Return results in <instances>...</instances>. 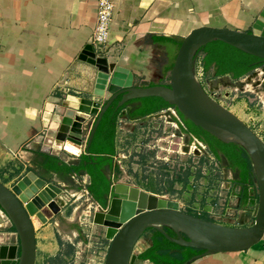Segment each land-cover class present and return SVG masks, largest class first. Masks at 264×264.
Instances as JSON below:
<instances>
[{
  "label": "crops",
  "instance_id": "crops-1",
  "mask_svg": "<svg viewBox=\"0 0 264 264\" xmlns=\"http://www.w3.org/2000/svg\"><path fill=\"white\" fill-rule=\"evenodd\" d=\"M263 9L264 0H115L107 52L93 51L96 57L107 55L108 62L128 70L133 85H161L169 80L179 43L192 30L209 26L250 32ZM96 16L97 0H0V182L11 188L33 170L47 183L62 189L53 205L44 207L41 218L31 219L35 264L46 260L47 264L53 260L63 263L69 254L62 250L65 244L75 247L70 255L73 264H103L109 244L104 233L93 243L89 237L76 240L77 229L71 224L77 209L68 216L63 209L69 196L79 189L89 195L88 175L64 174L49 167L55 164L49 159L52 157L60 164H77L86 154L85 147L69 142L61 150L44 146L47 133L55 132L61 123L66 110L63 104L68 103L66 96L104 103L103 98L92 93L96 68L78 59L82 49L91 43ZM254 71L259 76L255 86L264 92V65ZM140 107V101L130 103L118 121ZM95 118L89 116V126ZM118 128L112 166L105 168L113 185L121 172V161L116 159ZM87 134L88 131L83 143ZM65 145L70 152L64 150ZM77 151L79 155L74 154ZM248 190L246 200L241 198V187L234 193L237 204L225 213L229 222H216L239 228L249 226L256 198L254 187ZM150 236L145 233L139 240L144 248L138 255L149 247ZM13 246H18L17 235L0 210V247H5L7 253ZM18 253L17 248L15 257ZM5 261L0 260V264ZM192 264H264V235L246 251L208 255Z\"/></svg>",
  "mask_w": 264,
  "mask_h": 264
},
{
  "label": "water",
  "instance_id": "water-1",
  "mask_svg": "<svg viewBox=\"0 0 264 264\" xmlns=\"http://www.w3.org/2000/svg\"><path fill=\"white\" fill-rule=\"evenodd\" d=\"M215 41L264 61V9L256 17L250 32L209 26L192 30L179 43L169 80L161 85L149 87L133 85V77L128 70L114 62H108L106 58L96 57L92 46L86 45L78 59L96 68L97 73L92 79L94 82L92 93L103 98L104 103L66 96L65 100L68 103L63 104L66 110L61 123L55 132L47 133L44 146L61 150L64 143L69 142L76 147L84 146L85 153H88L102 116L114 101L117 100L118 109L122 106L127 108L132 103L130 101L148 97L161 98L175 107L182 117L195 127L207 132L221 143L237 145L244 151L256 185L257 198L253 223L247 227H232L193 216L178 210L177 207L145 210L134 207L138 200H131L134 205L129 211L121 212L114 218L106 217L108 221H105L104 213L94 215L93 222L102 227L105 238L109 241L103 264H145L148 260L138 258L139 255L133 256V251L148 230L157 231L178 246L202 251L183 264H192L208 255L246 251L263 238L264 141L236 115L215 101L204 90L195 72L198 52ZM89 116L96 117L91 126ZM87 131V140L83 143ZM64 150L69 151L66 145ZM74 154L79 155L80 152ZM115 187L118 186L111 183L110 192L113 196H110L109 192L107 202L111 201L104 208L105 213L112 208L115 201L125 200L130 191L156 195L134 187H124V190L119 188V191ZM61 193L60 187L47 183L33 170L28 171L11 188L0 182V210L9 219L18 238V246L10 247L7 253L5 247H0V260H6L1 264H35L36 241L31 219L41 218L40 214L44 207H51ZM165 229L170 230L174 236H170ZM17 248L19 253L15 257Z\"/></svg>",
  "mask_w": 264,
  "mask_h": 264
},
{
  "label": "rangeland",
  "instance_id": "rangeland-1",
  "mask_svg": "<svg viewBox=\"0 0 264 264\" xmlns=\"http://www.w3.org/2000/svg\"><path fill=\"white\" fill-rule=\"evenodd\" d=\"M200 61L201 56L198 55L195 72L204 90L253 128L264 141V92L255 86L257 77L259 78L256 71L237 80L228 75L216 80L210 71L207 75L203 74ZM170 110L136 119L137 121L126 117L118 121L116 129L120 128L117 130L116 159L121 161V172L119 181L115 183L118 187L115 188L119 191V188L124 190V187H134L161 196H151L157 198L151 209L177 207L180 211L206 220L216 222L225 219L229 222L225 213H229L232 205L237 204L233 195L239 192L238 171H229L222 155L217 159L206 145L184 133V126L175 110ZM253 187H256L255 182ZM79 190L69 196L63 209H66V216L77 209L71 224L77 229L75 239L90 238L89 242L93 243L103 233L105 236L101 226L93 222L94 215H116L110 210L105 213V209H101L82 189ZM130 192L127 194L129 197ZM146 195L148 194H135L132 200H138V204H129L150 210L139 204V200ZM109 201L111 200H108L107 206ZM160 203H165V207H161ZM252 223L253 218L248 225ZM71 247L65 244L62 248L63 252L69 253L63 263L53 260L48 264H73L74 262H70V255L74 254L75 247Z\"/></svg>",
  "mask_w": 264,
  "mask_h": 264
},
{
  "label": "trees",
  "instance_id": "trees-1",
  "mask_svg": "<svg viewBox=\"0 0 264 264\" xmlns=\"http://www.w3.org/2000/svg\"><path fill=\"white\" fill-rule=\"evenodd\" d=\"M198 55L201 56L200 64L203 71H210L214 77L229 75L233 80L243 78L264 65L263 60L219 41L207 44L200 49ZM135 101H140L141 107L133 113L127 114L126 118H144L148 115L167 110L168 108L174 109L186 133L206 145L210 153L217 159L222 155L227 161L228 168L238 170L239 179L237 180V184L241 187V198L243 200L248 198V194L250 193L248 188L254 186V177L250 162L240 147L234 144L221 143L207 132L195 127L184 119L175 107L170 106L161 98L148 97L130 102ZM116 103L117 100L114 101L103 114L94 133L89 152L81 155L77 164H60L53 157L49 158L55 163L49 167L55 171H60L64 174H78L81 172L87 174L89 176L87 192L103 209L107 206V196L110 192L111 185V181L106 175L105 168H111L112 166V156L115 153L114 143L116 127L119 114L125 109V106L116 109ZM255 198H257L256 195ZM165 230L170 236H174L170 230ZM147 233L151 234L150 244L149 247L139 255V258L148 260L152 264H183L190 257L202 252L201 250L181 247L171 243L157 231L148 230Z\"/></svg>",
  "mask_w": 264,
  "mask_h": 264
},
{
  "label": "built area",
  "instance_id": "built-area-1",
  "mask_svg": "<svg viewBox=\"0 0 264 264\" xmlns=\"http://www.w3.org/2000/svg\"><path fill=\"white\" fill-rule=\"evenodd\" d=\"M114 9H115V0H97L96 23L91 35V43H90L92 48L96 52L102 54H106L107 52L110 23L113 17ZM104 56L107 58V55ZM197 79L199 80L198 77ZM168 110H170V108H168ZM251 129L253 130V128ZM253 131L257 134L255 130Z\"/></svg>",
  "mask_w": 264,
  "mask_h": 264
},
{
  "label": "bare ground",
  "instance_id": "bare-ground-1",
  "mask_svg": "<svg viewBox=\"0 0 264 264\" xmlns=\"http://www.w3.org/2000/svg\"><path fill=\"white\" fill-rule=\"evenodd\" d=\"M130 193H131V196L130 197L127 196V198L125 200L119 201V202L115 201L114 202L115 204L112 205V208L110 209V211L113 212L115 215H118V216L121 214V212H125L126 213L127 211H129L130 208H131V204H133V203H131V200H132L133 196H135V194L139 195L140 192L139 193L138 192H130ZM141 193L142 194H148L146 192H141ZM148 195H150V196H148ZM148 195L143 196L139 200V204H140L141 207H146L148 209H151L154 206L155 201L157 200V198L156 197H151V196H154V195H151V194H148ZM148 197H151V198H148ZM129 203H131V204H129ZM159 205L161 207H163V206L165 207L166 204L165 203H160ZM175 205H176V203H175ZM171 209H173V208H171ZM175 209H176V207H175ZM125 213H123V215ZM106 217L114 218V216H112L111 214L107 215ZM106 221H108V220L106 219ZM106 227H108V226H106ZM143 248H144V246L138 242L136 244L135 248H134L133 256L138 255L143 250Z\"/></svg>",
  "mask_w": 264,
  "mask_h": 264
},
{
  "label": "flooded vegetation",
  "instance_id": "flooded-vegetation-1",
  "mask_svg": "<svg viewBox=\"0 0 264 264\" xmlns=\"http://www.w3.org/2000/svg\"><path fill=\"white\" fill-rule=\"evenodd\" d=\"M203 70V69H202ZM203 74L204 75H207L208 74V71H203ZM211 76H213V74L211 73ZM223 76H227V75H222V76H217V77H214L215 79H219L220 77H223ZM229 76V75H228ZM229 77H231V76H229ZM128 112V111H127ZM136 118H138V117H136ZM193 137V136H192ZM175 145L177 144V143H174ZM225 159V158H224ZM227 162V161H226ZM227 164V163H226ZM227 169L229 170V171H233V170H237V169H230V168H228V164H227ZM118 170H120V167H118ZM238 171V170H237ZM238 174H239V172H238ZM89 177V176H88ZM137 186V185H136ZM92 199V198H91ZM92 201L93 202H95L93 199H92ZM96 203V202H95ZM97 204V203H96Z\"/></svg>",
  "mask_w": 264,
  "mask_h": 264
}]
</instances>
